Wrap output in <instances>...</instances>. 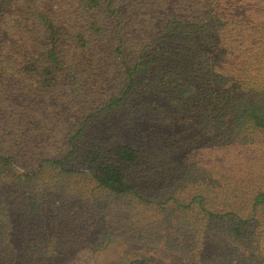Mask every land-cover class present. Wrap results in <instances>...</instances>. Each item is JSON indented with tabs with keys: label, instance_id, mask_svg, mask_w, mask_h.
<instances>
[{
	"label": "trees",
	"instance_id": "16d2710c",
	"mask_svg": "<svg viewBox=\"0 0 264 264\" xmlns=\"http://www.w3.org/2000/svg\"><path fill=\"white\" fill-rule=\"evenodd\" d=\"M183 120L213 134L215 168L234 136L264 143V0H0V264H79L82 246L90 264H163L171 233L92 226L84 192L199 226L195 264H264V182L180 193L179 164L150 167L172 148L161 127ZM165 172L170 196L146 197Z\"/></svg>",
	"mask_w": 264,
	"mask_h": 264
},
{
	"label": "rangeland",
	"instance_id": "374dc122",
	"mask_svg": "<svg viewBox=\"0 0 264 264\" xmlns=\"http://www.w3.org/2000/svg\"><path fill=\"white\" fill-rule=\"evenodd\" d=\"M202 125L189 126L187 121L174 122L173 124L163 125L161 130L165 133L163 135L158 134L159 137L165 141L166 144L172 146L171 149H167L163 152L160 150L159 146V157L157 159V164L150 165L158 170L161 167V159L167 166L170 172H174L173 164H179L177 170L178 177L176 178L179 183L175 184L177 192H187L188 190H193L198 182L207 183L202 177L212 181L214 176L219 178H226L230 184H233L236 175H240L244 178L242 183L243 187L249 191L251 188L259 187L264 182V143L260 138L257 137H233L230 141H225L223 145V150L220 151L226 154L224 151L225 146H229L238 142L235 147H231L229 150V156L225 155V160H227V166L218 165L217 168L214 167L215 155L213 153L212 144L213 134L209 132L208 128L200 129ZM173 132H176L175 134ZM196 132V135L194 133ZM172 134V135H170ZM170 135V136H169ZM238 147V149H237ZM222 161L221 158L217 159ZM158 166V167H157ZM139 175L143 178L145 167L138 166L135 168ZM152 170L149 172L151 173ZM191 172V173H190ZM172 174L165 172L160 179L159 176L151 177V182L147 183L141 182L142 192L146 197L150 199H157L160 194L161 200H165L170 196L171 188L167 187L166 179H172ZM147 181V177L144 178ZM172 182V181H171ZM144 184V185H143ZM168 188V189H166ZM146 189V193L145 190ZM86 192L80 194L77 197L79 204L84 205V210L88 213L89 224L95 226V224L102 222V216L105 217L110 225L116 228L118 224L122 221L126 223L135 222L137 225H141L143 220L145 222L152 223V229L155 228V232L161 231L165 233V230L173 235L162 247L160 253L155 252V259L163 264H195L197 263L196 251L197 246L202 245L198 241L200 240V234L202 229L195 225L192 228L184 226L181 222L178 224L172 218V223L161 224L157 220L156 216L152 213L150 209H139L136 207L137 203H132L128 206L127 201L115 200L111 197H106L105 195H99L98 198L101 199L99 203H102V208L97 207L92 204L91 198ZM68 200V199H67ZM80 200V201H79ZM70 202V201H68ZM142 210V211H141ZM86 213V214H87ZM141 215V216H140ZM166 225L168 227H166ZM189 228V229H188ZM259 243L256 248V254L264 256V227L260 226L257 229ZM206 236V235H205ZM223 239V238H222ZM207 238L204 239V244L207 243ZM189 245L190 247L188 248ZM181 246H184L181 248ZM225 246L223 240H217L213 246L214 248H221ZM205 248V246H202ZM148 253L149 248L142 247ZM89 246H82L77 249L74 255V259L78 258L79 264H90L91 258L88 254ZM158 255L163 259H160ZM157 256V257H156Z\"/></svg>",
	"mask_w": 264,
	"mask_h": 264
}]
</instances>
